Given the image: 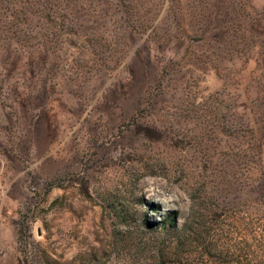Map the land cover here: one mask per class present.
Masks as SVG:
<instances>
[{
  "label": "rangeland",
  "instance_id": "rangeland-1",
  "mask_svg": "<svg viewBox=\"0 0 264 264\" xmlns=\"http://www.w3.org/2000/svg\"><path fill=\"white\" fill-rule=\"evenodd\" d=\"M57 6L0 24V264L254 249L264 0Z\"/></svg>",
  "mask_w": 264,
  "mask_h": 264
},
{
  "label": "trees",
  "instance_id": "trees-1",
  "mask_svg": "<svg viewBox=\"0 0 264 264\" xmlns=\"http://www.w3.org/2000/svg\"><path fill=\"white\" fill-rule=\"evenodd\" d=\"M62 1L63 0H0V24H3V27H7L8 31L14 34L16 33V30L12 31V27H15L14 20H19V17H21V19L25 21V24L27 23V26L33 28L37 26L33 24V22L44 20L49 18L51 14H56L58 9L57 5ZM6 19L11 23L10 26L4 25L2 20ZM17 27L16 24V28ZM25 37L31 38V36ZM4 38L6 39V37ZM9 46L12 47L10 42H7L6 47ZM259 134L262 138V133L259 132ZM260 144L261 145L257 147V169L259 178L254 186L256 190V198L254 201L261 208H264V150L262 147L263 144ZM172 226H176L175 216L172 217ZM244 243L246 246L240 250L238 260L231 256V258L223 264H264V217L261 216V218L258 219L254 249H252L247 242Z\"/></svg>",
  "mask_w": 264,
  "mask_h": 264
}]
</instances>
